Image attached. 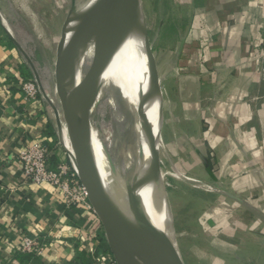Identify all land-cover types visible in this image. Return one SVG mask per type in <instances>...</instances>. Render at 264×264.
Masks as SVG:
<instances>
[{
  "label": "crops",
  "instance_id": "crops-1",
  "mask_svg": "<svg viewBox=\"0 0 264 264\" xmlns=\"http://www.w3.org/2000/svg\"><path fill=\"white\" fill-rule=\"evenodd\" d=\"M167 9L150 36L161 166L187 167L190 181L210 187L189 185L199 196L188 209L198 238L181 256L185 264H264V0H170ZM11 34L33 65L15 42L0 44V264H95L90 243L97 253L107 248L99 219L68 209L50 184L23 181V145L55 129L49 101L27 102L20 84L35 69L45 88L52 79L49 62L42 70ZM26 238L40 251H23Z\"/></svg>",
  "mask_w": 264,
  "mask_h": 264
},
{
  "label": "water",
  "instance_id": "water-1",
  "mask_svg": "<svg viewBox=\"0 0 264 264\" xmlns=\"http://www.w3.org/2000/svg\"><path fill=\"white\" fill-rule=\"evenodd\" d=\"M139 14L144 16L140 0H89L83 6L78 5V0H71L56 50V93L61 113L58 109H55V113L58 127L62 129L60 118L65 124L79 178L102 224L108 248L116 264H185L177 242L152 223L140 195L147 178L154 180L156 187L162 180L160 136L164 115L160 77L150 35L145 18L140 21ZM0 20L3 21L2 18ZM130 24L141 27L147 66L156 72V92L160 90L161 96L157 107L160 119L158 132L149 146V159L142 156L131 181L123 178L119 180L125 197L115 193L118 198L116 200L104 184L96 157L92 113L104 85L106 72ZM13 40L32 64L18 41ZM91 43L95 45L92 62L83 77L78 79L79 51ZM35 77L42 92L46 93L36 69ZM142 98L145 106L155 101L156 97L149 89L142 93ZM145 124L154 129L146 112ZM132 244L147 245L146 254L135 252Z\"/></svg>",
  "mask_w": 264,
  "mask_h": 264
},
{
  "label": "rangeland",
  "instance_id": "rangeland-1",
  "mask_svg": "<svg viewBox=\"0 0 264 264\" xmlns=\"http://www.w3.org/2000/svg\"><path fill=\"white\" fill-rule=\"evenodd\" d=\"M88 1L78 0V5L83 6ZM140 2L149 35L152 36L159 25L160 19H166L168 12H173L171 9H167L170 0H140ZM70 6L71 0H0V18L2 20L4 18L11 20L10 17L12 18L10 25L2 21V28L7 33H13L18 37L24 49L28 53L34 54L33 57L38 59V62L42 65V70H45L47 65H44V63L49 62L51 68L45 74L51 76L52 82L48 88H45V86L44 88L49 94L48 101L50 106H48L51 107V109L49 108L51 117H53L55 109H58L61 113L60 101L55 92L54 63L59 32ZM91 62L92 59L84 56V59L79 61L78 64L79 72H87L86 70H88ZM112 103V95L102 87L94 104L92 123L107 156L110 168L109 174L114 191L116 194L125 197L119 180L123 178L131 181L134 178L141 156L138 151V136L132 115L121 103H118L116 109L113 108ZM54 129L56 131L55 125ZM64 135L68 140V144L64 143L71 149L67 131L65 130ZM57 142L55 141L54 146H52V153L57 152L64 156V152L59 150ZM172 160L174 162L182 161V157L173 156ZM190 170L187 167L170 168L161 166L162 180L158 186L159 192L166 196L163 224L165 223L164 226L167 233L177 242L180 253L191 250L190 247L194 244L192 240L194 239L195 241L198 238L197 227L192 221L191 224L189 223L188 209L192 206L190 200H198L199 196L190 191L189 185L210 188L198 182L190 181L188 179V171ZM213 189L215 191V188Z\"/></svg>",
  "mask_w": 264,
  "mask_h": 264
},
{
  "label": "bare ground",
  "instance_id": "bare-ground-1",
  "mask_svg": "<svg viewBox=\"0 0 264 264\" xmlns=\"http://www.w3.org/2000/svg\"><path fill=\"white\" fill-rule=\"evenodd\" d=\"M139 18L141 21L144 16L139 14ZM140 28L141 27H138L135 24H130L128 26L123 43L116 52L112 64L106 72L104 77L105 82L102 87L105 88L110 95H112L113 108L116 109L118 103H121L132 115L134 119L135 131L138 136L137 146L139 155L141 158L143 156L146 160H148L150 157L149 146L155 133H157L159 129L160 118L157 107L159 105V101H161V96L159 94L160 90L156 92V90H158L157 79H155L156 72L154 69H149L147 66L144 40ZM94 48V43L82 47L78 54L79 61L83 60L84 56H88L92 59L94 56ZM84 74V72L79 73L78 79H81ZM149 89L154 92L156 98L155 101H150L144 106L142 93L148 91ZM145 112L148 114L154 129L146 126ZM62 138L64 142L68 144L66 136L63 135ZM102 146L103 145L100 143L98 138V133L94 131V148L104 184L108 192L114 195L116 200H118L114 191V186L111 182V176L109 174L110 168L106 158L107 156L105 155V150ZM140 195L145 202V206L152 223H154V225H156L160 230L167 233L164 226L165 223L163 224L164 208L166 205L165 194L159 192L154 180L147 178L143 188L140 190ZM132 247L135 252L139 251L145 254L148 250V246L145 244H132Z\"/></svg>",
  "mask_w": 264,
  "mask_h": 264
},
{
  "label": "built area",
  "instance_id": "built-area-1",
  "mask_svg": "<svg viewBox=\"0 0 264 264\" xmlns=\"http://www.w3.org/2000/svg\"><path fill=\"white\" fill-rule=\"evenodd\" d=\"M20 89L27 102H34L39 99L49 100L48 92H42L36 77L23 79ZM53 117L58 137L57 146L59 150L64 152V158L52 163V149L50 145L45 144L41 139L25 143L18 155L23 181L35 185L50 184L58 193L59 200L68 209H84L90 211L99 219L88 198L87 190L79 178L74 162L73 149L72 147L69 149L62 138L64 130L66 131L65 124L60 118L62 121V129H60L55 111ZM99 223L101 224L100 220ZM21 249L28 253L40 251L38 243L28 238L24 239ZM89 249L95 264H116L115 259L108 250L96 254V247L93 243H90Z\"/></svg>",
  "mask_w": 264,
  "mask_h": 264
},
{
  "label": "trees",
  "instance_id": "trees-1",
  "mask_svg": "<svg viewBox=\"0 0 264 264\" xmlns=\"http://www.w3.org/2000/svg\"><path fill=\"white\" fill-rule=\"evenodd\" d=\"M0 31H1L0 34L4 35V37H3V35H0V44H4V45L9 46V47H15V43H14L13 39L4 30V28H2L1 23H0ZM27 78H31V77H27ZM51 128H52V126H51ZM43 140H44V143L50 145V148L53 150L52 146H54L55 141L56 142L58 141V138L56 137V131L55 130L49 131L47 133V135L44 136ZM51 161H52V163L57 162V157L55 156V154H53ZM106 250H108V252H110L108 246H107Z\"/></svg>",
  "mask_w": 264,
  "mask_h": 264
}]
</instances>
